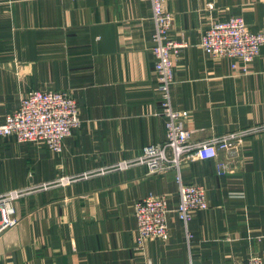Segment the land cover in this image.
Instances as JSON below:
<instances>
[{
	"label": "crops",
	"instance_id": "0c3cea01",
	"mask_svg": "<svg viewBox=\"0 0 264 264\" xmlns=\"http://www.w3.org/2000/svg\"><path fill=\"white\" fill-rule=\"evenodd\" d=\"M164 7L173 16L169 37L180 45L171 57L172 104L189 112L191 142L264 124V47L246 72L200 47L213 22L236 15L264 32V0ZM152 31L149 0H0V123L33 90L70 93L82 120L59 154L0 139V194L31 191L15 203L17 226L0 235V264H240L251 255L264 264V134L182 168L183 182L205 187L208 199L193 215L188 244L174 212L173 170L97 174L164 141ZM63 177L72 180L57 184ZM148 195L167 197L168 239L137 250L133 206Z\"/></svg>",
	"mask_w": 264,
	"mask_h": 264
},
{
	"label": "built area",
	"instance_id": "2783aa9c",
	"mask_svg": "<svg viewBox=\"0 0 264 264\" xmlns=\"http://www.w3.org/2000/svg\"><path fill=\"white\" fill-rule=\"evenodd\" d=\"M149 1L153 23L150 52L154 60L159 115L164 121V141L144 147L134 159L119 161L100 169L97 174L125 171L134 166L145 167L148 175L173 170L178 189V202L174 212L182 224L188 244L192 238L189 226L193 215L208 209V199L205 187L183 182L182 168L197 159H216L219 152L234 153L246 138L264 134V124L201 143L191 142L193 132L185 126L189 112L177 110L172 104L171 88L175 79L171 57L180 48V45L169 37L173 16L166 11L164 0ZM200 47L209 58L231 60L232 64L240 61L241 71L246 72L264 47V32H251L244 19L236 15L224 21L213 22L203 33ZM81 122L78 106L70 93L51 90L28 91L20 98L18 108L0 123V139L13 138L18 144H36L59 154L63 149V141L71 136L72 131L77 129ZM216 169L218 174L224 173V162H219ZM71 180L63 177L57 184L65 185ZM48 186L43 184L35 189L42 190ZM30 193L28 189H16L0 194V235L17 226L15 203ZM169 212L165 195H148L134 204L137 250L143 249L148 239H168ZM146 264L152 263L147 261ZM240 264L263 262L259 256L251 255Z\"/></svg>",
	"mask_w": 264,
	"mask_h": 264
}]
</instances>
